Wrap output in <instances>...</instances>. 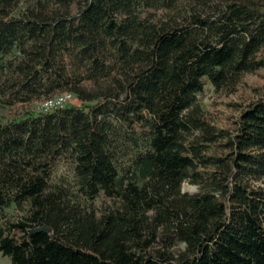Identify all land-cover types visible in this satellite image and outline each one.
Masks as SVG:
<instances>
[{"label":"trees","instance_id":"obj_1","mask_svg":"<svg viewBox=\"0 0 264 264\" xmlns=\"http://www.w3.org/2000/svg\"><path fill=\"white\" fill-rule=\"evenodd\" d=\"M261 72L264 0H0L3 104L79 102L0 121V253L264 264V88L203 103Z\"/></svg>","mask_w":264,"mask_h":264},{"label":"rangeland","instance_id":"obj_2","mask_svg":"<svg viewBox=\"0 0 264 264\" xmlns=\"http://www.w3.org/2000/svg\"><path fill=\"white\" fill-rule=\"evenodd\" d=\"M243 87L240 91L233 96L226 97L223 94L216 93L212 88L208 87L206 93L203 96V103L208 111L209 115L214 119V122L220 126H225L229 119L235 116L234 109L229 106L230 104H236L252 98L255 94L253 88L259 89L264 88V73L261 72L255 76H249L246 78ZM11 99L9 95L3 100ZM45 100H33L31 102H16L12 105L3 104L0 100V121L6 122L9 120L18 119L24 117L28 113L40 114V105ZM73 105H79V102L75 100ZM230 121V120H229ZM182 192L189 195H196L199 193V189L189 183H185L182 187ZM0 264H11L9 258L4 257L0 253Z\"/></svg>","mask_w":264,"mask_h":264},{"label":"built area","instance_id":"obj_3","mask_svg":"<svg viewBox=\"0 0 264 264\" xmlns=\"http://www.w3.org/2000/svg\"><path fill=\"white\" fill-rule=\"evenodd\" d=\"M75 100L76 98L74 95L65 93V94L55 96L51 99L45 100L40 105L39 109H40L41 114L53 113V112L64 109L68 105L73 104Z\"/></svg>","mask_w":264,"mask_h":264},{"label":"water","instance_id":"obj_4","mask_svg":"<svg viewBox=\"0 0 264 264\" xmlns=\"http://www.w3.org/2000/svg\"><path fill=\"white\" fill-rule=\"evenodd\" d=\"M45 232H47V231H45Z\"/></svg>","mask_w":264,"mask_h":264}]
</instances>
